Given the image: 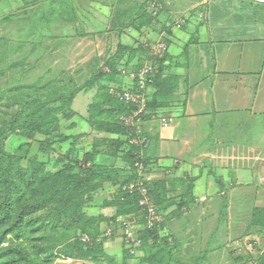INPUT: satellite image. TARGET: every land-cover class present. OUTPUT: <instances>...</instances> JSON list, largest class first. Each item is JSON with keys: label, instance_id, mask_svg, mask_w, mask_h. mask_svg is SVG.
<instances>
[{"label": "crops", "instance_id": "0c3cea01", "mask_svg": "<svg viewBox=\"0 0 264 264\" xmlns=\"http://www.w3.org/2000/svg\"><path fill=\"white\" fill-rule=\"evenodd\" d=\"M187 6L186 32H174L179 40L174 50L167 42L168 53L173 51L178 61L177 97L169 109L148 111L143 122L149 137L144 160L152 184L163 185L167 196L159 209L164 217L160 235L174 239L175 261L231 264L233 250L261 248L257 225L264 222L258 218L264 209V5L249 0H188ZM201 10L203 18L198 16ZM140 67L135 61L119 65L113 84L134 87L120 68L132 72ZM157 91L155 84L148 87V101ZM75 112L71 123L76 126L68 135L79 136L77 147L84 153L104 134L97 136L86 122L89 110L86 115ZM165 117L174 118L171 126L162 125ZM32 150L31 156L40 155L39 145ZM101 158L107 166L118 163ZM105 208L113 213L110 218L116 214L114 207L100 205L86 212L99 216ZM117 230L107 238L105 249L119 254L124 241Z\"/></svg>", "mask_w": 264, "mask_h": 264}, {"label": "rangeland", "instance_id": "374dc122", "mask_svg": "<svg viewBox=\"0 0 264 264\" xmlns=\"http://www.w3.org/2000/svg\"><path fill=\"white\" fill-rule=\"evenodd\" d=\"M187 3L188 0H0V129L8 125L20 109L16 99L28 97L36 100L33 108H45L42 111L51 113L50 120H57L56 135L58 132L70 134L69 131L76 126L66 117L72 105L75 111L86 115L92 93L96 99L98 92L102 93L101 88H116L113 83H116L115 74L119 65L127 66L133 61L143 65L152 59V46L160 39L172 43L174 50L179 42L176 34L185 33L189 23ZM203 15L201 10L198 16L203 18ZM173 53L155 59L158 72L156 83L163 87L160 108L164 109L172 107L179 85L175 74L178 61ZM110 66L114 67L115 73L108 72ZM79 86L91 87L82 91L71 106H65L61 101L54 102ZM13 95L17 96L16 99ZM165 112L169 115L168 111ZM90 131L94 139L95 134ZM103 134L106 136V133H96L97 136ZM37 139L44 140L45 137L35 135L26 139L12 135L7 141V148L13 151L21 143L30 142L34 149L29 147L24 151H30L31 155V150L32 153L37 150ZM113 193L111 185L96 191L94 200L86 207L87 211L110 200ZM107 209H103L99 216L93 214L96 215L93 219L99 220L101 216L110 218L113 213ZM48 221L43 220L46 228L42 227V230L39 224H35V228L39 229L37 233L31 232V222L24 224L19 237L4 235L7 225L0 227V264L142 263L143 251L139 248L128 259L124 251L117 254L110 251L114 250L110 247L104 250L106 256H86L76 250L67 255L63 253L68 240L64 228ZM105 223L92 222L85 226L83 232L69 239L75 241L82 239L83 235L89 236L85 232L94 233L99 226H102L100 230L103 232L111 231L113 227ZM257 226L261 248L233 250L234 257H228L231 264H264V222ZM87 228L89 231H86ZM117 229L119 232L116 235L120 233L123 238L124 231L119 226ZM186 259L189 260L190 256Z\"/></svg>", "mask_w": 264, "mask_h": 264}, {"label": "trees", "instance_id": "16d2710c", "mask_svg": "<svg viewBox=\"0 0 264 264\" xmlns=\"http://www.w3.org/2000/svg\"><path fill=\"white\" fill-rule=\"evenodd\" d=\"M108 69L109 73H115L113 66ZM156 80L157 77L153 84L158 91L148 105V110L154 111L163 104L160 98L163 90ZM90 87L79 86L69 94L59 96L54 102L61 101L65 106H71L76 96ZM101 91L90 105L86 122L93 131L106 133V136L96 138L91 150L84 153L83 148L77 147L79 136L60 132L55 134V129L58 128L57 120H50L51 113L42 111L45 108H33L36 100L32 101L28 97L16 99V95L12 96L20 109L13 115L11 122L0 129V227L7 225L4 235L21 236L22 226L28 222L32 223L31 232L37 233L39 229L35 228V224H39L42 230V227L46 228L43 220L48 219V223L55 222L64 228L68 240L63 253L71 255L76 250L86 256H106L104 250L107 237L101 241L97 240V237L104 234L100 226L94 233L85 232L91 238L88 243L81 239L71 241L69 237L77 236L92 222H107L117 229L119 217L139 214V195L123 190L138 178L135 168L138 149L129 146L124 139L127 129L119 119L120 116L128 115L132 106L112 98L109 89L101 88ZM75 116L77 113L71 109L66 117L72 120ZM53 123L55 127H51ZM12 135L26 139H32L35 135L45 137L44 140H36L40 155L31 156L30 151H24L29 147L32 149L30 142L21 143L16 150L9 151L7 141ZM107 135H118L119 138L112 139ZM101 157L116 159L118 163L114 166L104 165L100 162ZM51 164L52 168H49ZM107 185H111L115 193L110 200H105L99 205L114 207L116 214L109 219L100 217L99 220H94L87 214L86 207L94 200V193ZM150 196L162 210L167 197L163 194V185L151 184ZM258 214V218L264 221V209ZM40 215H43L41 219ZM30 217L31 220H28ZM89 228L86 231H89ZM160 230L161 227L140 234L142 246L139 250L143 251L141 264H179L174 258V239L171 236H161ZM123 244L126 259L133 257L126 244Z\"/></svg>", "mask_w": 264, "mask_h": 264}, {"label": "built area", "instance_id": "2783aa9c", "mask_svg": "<svg viewBox=\"0 0 264 264\" xmlns=\"http://www.w3.org/2000/svg\"><path fill=\"white\" fill-rule=\"evenodd\" d=\"M259 5H264V0H249ZM169 50L166 40L160 39L152 46V59L145 62L137 71L127 72L125 68H120V73L129 76L134 82V87L110 88L109 95L120 103L132 106V111L125 116H120V122L127 129L124 139L129 146L136 147L137 157L135 168L138 175L137 180L126 185L123 190L129 194L139 195L140 212L130 217L117 219L118 226L124 231L123 241L126 248L132 254L142 246L140 234L145 231H153L162 226L164 217L159 208L151 199L150 185L153 182V175L144 160L145 150L148 148L149 137L143 131V122L148 115L147 89L154 83L157 75L155 59H162ZM164 127L171 126L174 122L173 117L161 119ZM104 232L98 237V241L113 235L114 228ZM83 242L91 241L90 236L83 235ZM250 246H252L250 244Z\"/></svg>", "mask_w": 264, "mask_h": 264}]
</instances>
